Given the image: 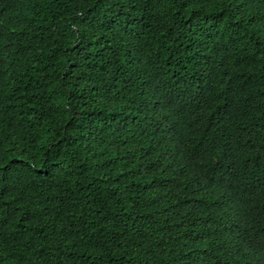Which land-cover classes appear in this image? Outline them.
<instances>
[{"label": "trees", "instance_id": "1", "mask_svg": "<svg viewBox=\"0 0 264 264\" xmlns=\"http://www.w3.org/2000/svg\"><path fill=\"white\" fill-rule=\"evenodd\" d=\"M0 264H264V0H0Z\"/></svg>", "mask_w": 264, "mask_h": 264}]
</instances>
